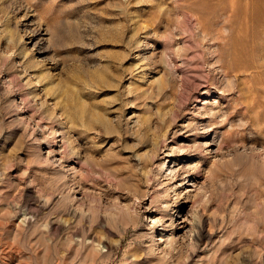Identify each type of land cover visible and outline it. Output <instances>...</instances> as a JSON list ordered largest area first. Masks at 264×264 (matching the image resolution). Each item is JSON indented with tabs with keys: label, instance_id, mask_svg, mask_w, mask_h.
Listing matches in <instances>:
<instances>
[{
	"label": "rangeland",
	"instance_id": "374dc122",
	"mask_svg": "<svg viewBox=\"0 0 264 264\" xmlns=\"http://www.w3.org/2000/svg\"><path fill=\"white\" fill-rule=\"evenodd\" d=\"M262 125L264 0H0V264H264Z\"/></svg>",
	"mask_w": 264,
	"mask_h": 264
},
{
	"label": "bare ground",
	"instance_id": "6f19581e",
	"mask_svg": "<svg viewBox=\"0 0 264 264\" xmlns=\"http://www.w3.org/2000/svg\"><path fill=\"white\" fill-rule=\"evenodd\" d=\"M6 31V30H5ZM203 33V32H202ZM7 34V33H6ZM5 34V35H6ZM4 36H2V38H3ZM6 37V36H5ZM8 37V36H7ZM9 37H10V35H9ZM10 41V40H9ZM4 43H6V42H4ZM38 45V44H37ZM7 46V45H6ZM8 46H10V45H8ZM7 46V48L9 49V47ZM34 46H36V45H34ZM40 49V48H39ZM214 54V53H213ZM66 55V54H65ZM18 56L20 57V59L22 58V57H24L22 54H19L18 53ZM26 56V55H25ZM46 56V55H45ZM19 59V60H20ZM24 63V64H23ZM22 64V67H23V70H25L26 71V73L28 72V71H30V74H29V76L31 75V77H33L32 78V80H30L29 81V83H31V87H30V89H32L37 83H36V81L38 80L39 81V85H41V87H42V85L43 86H50L51 84H52V79L54 78L52 75L51 76H46V75H43V74H39V75H37V70L35 71V70H31V67L28 65V63H27V61H26V59H25V61L23 62ZM39 63H41V62H39ZM38 63V64H39ZM235 64V63H234ZM216 66V64H212V66ZM219 65V64H218ZM217 65V66H218ZM230 65H233V64H230ZM235 65H237V64H235ZM234 65V66H235ZM215 66H214V68H215ZM44 67V66H43ZM36 68V67H35ZM41 68V67H40ZM217 68H220L221 69V71L223 72V75L226 77V78H230L231 76H232V74L235 76V72H236V70H238L237 69V67H236V69L235 68H232V67H229V66H227V65H225L224 63H220V65L217 67ZM239 68H240V70H241V67L239 66ZM43 70V69H42ZM214 70V69H213ZM39 71H40V69H39ZM240 72V71H239ZM236 73H238V71L236 72ZM222 74V73H221ZM179 75V74H178ZM61 77V76H60ZM178 77V76H177ZM235 77H237V76H235ZM180 90H182V91H184V92H186V91H188L190 88H189V83H188V81L186 82V78H185V76L183 75V73H181L180 74ZM185 78V79H184ZM59 80V79H58ZM57 81V80H56ZM64 80L62 79V82H63ZM62 82L61 81H58L57 83H56V89L54 88L51 92H47L46 91V94H45V96H50V99H51V101H53V103L55 102V106L57 107V108H59V110H60V112L62 113L61 114V116L63 115L64 116V118H65V120H66V122L68 123V124H71V125H74L75 123H76V121H75V106H74V104H73V102H75V96H72V94H71V92L68 90V89H66V88H63V85H62ZM54 83V82H53ZM55 84V83H54ZM230 86V85H229ZM36 87H38L37 85H36ZM191 87V86H190ZM201 88H204L205 89V92H204V94L205 95H207V98L206 99H210L211 97H214V96H210V94H211V90H210V85H208L207 83H205V82H203L201 79H199V81H198V83H193V91L195 92V103H196V105H195V109L199 106V105H201V103H202V105L204 106L205 104H206V101L205 100H201V97L199 96L200 95V90H201ZM216 90H215V92L217 93L218 92V94H216L217 96V98L216 99H212L213 101L211 102L212 103V105L214 106V107H218L220 104H221V102L224 100V99H226V98H228L227 97V95H226V89L224 90V91H221V88H219L218 87V85L216 84ZM48 89V88H47ZM212 89V88H211ZM232 89H233V87H232ZM234 89H236V87H234ZM33 90V89H32ZM45 90V89H44ZM229 90H231V88L229 89ZM248 90L250 91L251 90V92H253V90L251 89V88H248ZM42 91V90H41ZM35 92V91H34ZM30 94V93H29ZM31 95V94H30ZM29 95V96H30ZM46 98V97H45ZM22 101L24 102V101H26V98L25 97H22ZM49 101V100H48ZM203 108H205V106L203 107ZM78 116V115H77ZM251 128L252 129H254V130H256V129H260V125H252L251 126ZM142 129V128H141ZM264 129V125H262L261 126V130H263ZM146 132H145V134H147V130H145ZM149 135V134H148ZM164 136V140H163V143L165 142V145H166V137H167V135L166 134H164L163 135ZM145 137V136H144ZM151 137V136H150ZM147 138V137H146ZM54 140L52 141V143H53V148L51 149V152L52 153H55V151L57 150V149H55V147H56V145H57V141H56V138H53ZM145 140V139H144ZM144 142V141H143ZM161 149V148H160ZM183 150V149H182ZM68 152V151H67ZM71 153V152H70ZM73 153V152H72ZM69 155V154H68ZM71 155V154H70ZM262 156V158H263V163H264V153L261 155ZM71 157V156H70ZM143 160V159H142ZM69 161H70V159H69ZM144 161V160H143ZM144 163V162H143ZM143 165V164H142ZM152 165H153V162H150V163H147V164H145L144 165V168H148V170H149V167L151 168L152 167ZM264 165V164H263ZM81 169V171H83L82 170V168H80ZM145 174V173H144ZM149 174H150V171L148 172V176H149ZM143 175V174H142ZM150 177V176H149ZM182 182H184L183 180H181V181H177V182H175V183H173L172 184V186H174V188H172L171 189V192L168 190V189H164V190H161L160 191V194L158 195V197H159V199L158 200H160L161 199V201L163 200V202H161L162 204H164V206H162L164 209L165 208H168V207H170V200H171V197H172V193L174 194V196L175 197H178L177 195H179L180 196V194H181V192L183 191V190H180L185 184L184 183H182ZM258 189V188H257ZM256 191V190H255ZM260 195V194H259ZM179 198V197H178ZM177 198V199H178ZM135 199H137V198H135ZM139 203V202H138ZM131 209V208H130ZM134 209H135V207H134ZM256 209L257 210H262L263 211V209H264V193H263V195L262 196H260V197H257V199H256ZM135 212V211H134ZM262 213V212H261ZM16 222V221H15ZM16 224V223H15ZM15 224H13V225H15ZM13 225H11V226H13ZM167 243H170V242H167ZM166 243V244H167ZM261 248V247H260Z\"/></svg>",
	"mask_w": 264,
	"mask_h": 264
}]
</instances>
